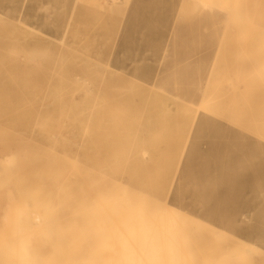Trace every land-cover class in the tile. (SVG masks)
Segmentation results:
<instances>
[{"label":"rangeland","instance_id":"1","mask_svg":"<svg viewBox=\"0 0 264 264\" xmlns=\"http://www.w3.org/2000/svg\"><path fill=\"white\" fill-rule=\"evenodd\" d=\"M223 15L224 11L218 6L205 5L200 0H119L117 2L113 0H0V82L2 78L4 79L2 81H7L1 82L2 85L0 84V97L4 93L3 89L10 91L9 93L14 91V85L11 83L12 81L10 82L11 79L9 81L5 79L13 71L11 69L6 71L4 68L8 70L12 67L15 70L14 67L16 68L17 65L14 66L13 63H19L16 52L21 49H32V84H45L46 82L52 84L56 78L57 84L59 80H62L60 82L63 83V81H69L68 78H70L71 81L69 82L73 80L83 83V89L86 94L90 92L89 95L93 93L88 89L91 85L95 87L97 83L101 84L109 99L105 94L101 95L103 98L99 97L98 102H96L102 109H96H99L97 115H100L99 111L102 113L101 115L104 113L103 118L109 122L108 125L111 120L116 118L119 120V125L116 124V127L112 125L109 129L98 127L93 131L96 135L92 130L89 131L90 133L88 132L89 135H95L93 137L90 135V141L94 140L98 147L100 145V150H103L102 153L99 150V155L93 156L92 159L130 160L133 163L137 162V164L135 163L137 168H141L144 162H151L146 160L149 157H151L149 160L152 159V162L154 160L157 163L159 161L166 162L169 165L165 172L169 178L167 182L169 190L167 187L165 192H169L166 194L168 197L165 195V200L169 201V204L179 205L185 213L188 212V215L192 211L195 216L199 214L198 217L201 220L204 219V222H206L207 217L205 218V216L207 214L208 224L228 232L234 242L240 244L246 253L247 262L264 264V75L262 74L260 77L256 75L255 77L252 74L256 73L250 72L252 73L250 76L254 77L257 82L258 78H263L259 79L257 83L249 80L251 77H245L251 84H248V81L242 83L241 77L235 78L236 75L239 77L242 70H238V66H235L239 61L237 62L233 57V60L231 59L232 65L228 57L230 54H236L235 47L238 42L235 43L234 41L238 39V35L234 29L232 31L229 26H225L227 19ZM225 28L226 31L228 28L231 31L226 33ZM15 30L24 37L17 33V37H20L18 39L14 35ZM28 34L31 35L28 36ZM219 38L221 40L218 42ZM218 43H220L219 48L217 47ZM22 45L23 48L29 45L30 49L28 46L26 49L20 48ZM75 48H79V51ZM14 53L15 55H13ZM35 55L37 56L35 57ZM8 56H13L14 58L11 57L13 60ZM46 56L52 58L48 59ZM38 57L39 60H37ZM8 62H10V67H8ZM252 62L251 60L250 67ZM229 63V69H226ZM32 66L35 69H32ZM81 66H83V72ZM219 67L226 71L221 73ZM236 68L238 71L235 70ZM230 69L235 73L241 70V73L235 74ZM263 70L262 72H264ZM84 71L87 72L84 73ZM215 71L217 74L214 73ZM54 72L57 73L54 74ZM245 72L241 74L242 78L250 74ZM208 73H211V77L215 78H212L214 81L216 79L218 81L211 82ZM220 76L222 77L221 82L219 81ZM84 78L87 79V82ZM227 78H231L229 79L231 84L228 83ZM233 78L234 80H232ZM208 82L212 85L220 83L219 87H215L217 91L219 89V92H215V88L209 86ZM244 83L245 85H242ZM4 84L11 90L5 89ZM84 84H87L88 87H85ZM119 85H122L123 88ZM207 85L210 87L208 89L211 90V99H209L208 92L205 94L208 90H204ZM233 85L234 87L237 85L235 90H233ZM246 85V94L250 96L245 95V87L243 88V86ZM248 85L250 88L253 85L252 90L250 88L248 90ZM178 89L179 91H177ZM78 90L80 93L76 91V96L82 97V90ZM248 91L251 92L248 93ZM129 92L132 95H129ZM220 93L221 96L226 93L225 98L220 97ZM239 94H244L243 98L248 97L245 99L249 103H246L247 100L245 99L243 102L242 95L240 97ZM183 96L184 98H182ZM111 97L113 98L111 99ZM177 97L182 101L177 100ZM227 97L233 103H230ZM213 100L214 102L211 103ZM251 101H253V105ZM106 102L113 104L114 109L118 105L120 107L126 106L128 109L113 115H106V113L117 110L111 108L110 104L106 105L105 108ZM254 102H257L258 106ZM250 103L251 110L248 108ZM115 104L117 105L114 107ZM198 105L201 108H198ZM226 107H228L227 109L231 108V111L237 109L234 111L237 114L241 112L242 116L240 115L239 121H237L241 126L236 121L235 123L230 121L238 119L235 118L236 116H232L234 112L229 113L230 109L224 111ZM244 107L247 108L248 113L252 111V115L250 113L245 114ZM104 108L106 111H103ZM165 109L167 110L164 112ZM207 109H211L210 111L213 109V112L209 113ZM219 109L220 111H218ZM194 117L195 121L193 120ZM246 120L247 123H245ZM255 120L258 121L256 123L261 121L258 128L254 123ZM242 121L245 122L242 123ZM104 124L106 125V123ZM247 124L250 130L247 129L248 127L245 128ZM101 129L104 132H101ZM251 129L255 131L253 132ZM106 131L107 133H105ZM124 146L125 151L128 149V154L122 150ZM106 147L107 149H105ZM113 147L118 148L114 149ZM120 150H122L121 157L117 155L110 157L112 151L120 153ZM123 154L127 155L124 157ZM142 157H145V160ZM179 160L181 161L179 162ZM178 185L182 186L179 188ZM187 185L192 187L187 190ZM174 195L178 196L174 197ZM192 198L194 199L192 200ZM203 206L208 209L204 210Z\"/></svg>","mask_w":264,"mask_h":264},{"label":"bare ground","instance_id":"2","mask_svg":"<svg viewBox=\"0 0 264 264\" xmlns=\"http://www.w3.org/2000/svg\"><path fill=\"white\" fill-rule=\"evenodd\" d=\"M113 1L117 2L119 0ZM200 1L209 6L216 5V7L218 6L224 11L223 16L227 19L225 26H229L232 31L234 29L239 39L238 41L236 38L237 40L234 41L235 43L238 42L235 47L236 54H230L229 57L228 55L227 57L230 63L233 57L237 62L239 61L238 64L240 66L238 64L235 66H238V70L241 69L242 73L244 71H246V74L250 72L256 73H250L248 74L249 76L243 77H251L249 80L257 82L254 80V77L252 78L250 75H255V77L256 75L258 77L262 76V74L264 75V72H262V69H264V0ZM226 28L223 30L226 31ZM229 28L228 31L230 32L231 30ZM16 31L17 30H15V32ZM228 31H226V33ZM17 33L18 32L14 35ZM232 34L234 33L232 32ZM18 35L23 36L20 33H18ZM30 35L28 34V36ZM17 38L19 39L20 37ZM221 39L219 38L218 42ZM18 43L20 42L18 41ZM219 44L220 43H218L217 47ZM27 46L30 49V46ZM26 47L23 48L22 45L20 48L26 49ZM75 49L78 50L79 48ZM31 50L32 49H21L16 52V58L19 63L16 64L15 62L14 64L12 61L14 66L17 65L16 68L13 66L15 70H13L12 67L8 68L10 67V62L7 63L8 70L4 68L6 64L3 67L6 71H10V69L13 71L12 74L8 75L10 78L8 77L5 79L8 81L11 79L10 82L12 81L11 83L14 85H12L14 91L12 90L13 92L11 91L12 93H9L10 91L3 89L4 93L0 97V264H252L247 262L245 251H243L238 242H234V239L229 236L230 234H228V232L221 231L212 224L211 226L207 223V214L205 216V218L207 217L206 222H204V219L201 220V218L198 217L199 214L195 216L192 211L191 214L188 215V212L185 213L179 205L169 204V201L167 202L165 200V195L169 192H165L167 191V187L169 190V186H167L169 178L165 173L169 165H167L166 162L159 161V163H157V161L154 162L155 160L152 162V159L149 160L151 157H149V159L146 160L151 162H144L141 168H137L135 166L137 162L133 163L130 162V160L120 159L121 161H119L117 159L107 160L108 158H106L105 161L97 160L96 158L92 159L100 150V145L98 147L94 140L90 141L91 136L93 137L96 135L93 132L94 129L96 130L98 127L109 129L110 126L115 125L116 127V124L119 123V120L115 118V120H111L108 125L107 123L109 122H106L105 118H103V116H105L104 113L101 115L102 113L99 111L100 115H97L99 109H96H102L97 105L99 97L106 93L103 90L104 88H102L103 86L99 83H97L95 87L92 85L91 87L89 86L91 88H88L89 91L91 90V92H93L92 95H89L91 93L87 91L89 93L86 94L83 89L84 86H82L83 83L73 80V83L69 82L71 81L70 78H68L69 81H63V83L60 82L62 80H59V78V83L57 84L55 82L57 78L53 81L55 84L47 82L45 84H32ZM8 52L12 53L10 51ZM13 55H15V53ZM55 55L57 56V54ZM36 56L37 55H35V57ZM9 57L14 58L13 56H8V58ZM52 57H54V55ZM12 58L11 60H13ZM47 58L50 59L49 56ZM7 60L9 61V59ZM37 60H39V57ZM52 60L54 61L55 59L53 58ZM225 60L227 61V58ZM251 60L253 62L250 67ZM53 61L52 63H54ZM230 63L228 64V68H226L227 66L224 68L229 69ZM231 64L233 65V63ZM35 67L32 66V69H35ZM82 67L83 66H81V70ZM219 68L221 69V73L226 71L221 67ZM42 69L44 68L42 67ZM83 69L86 70L87 68ZM231 69L230 71L233 72ZM235 70H237V68ZM241 70L239 71L240 73ZM237 71L233 73H239ZM85 72L87 71H84V73ZM55 73L57 72H54V74ZM214 73H216V71ZM7 74H9V72H7ZM90 74L92 73L90 72ZM210 74L208 73V75ZM241 74L239 77L236 75L235 78L241 77L240 81H242V83L247 82L248 80L242 78ZM111 75L113 76V73ZM232 76L235 75L233 74ZM209 77H211V75ZM212 78L214 77H211V82L214 81ZM261 78L257 79L258 82ZM2 79L1 82H4ZM43 79H45V77ZM221 79L222 77L219 81ZM84 80L87 82V79L84 78ZM232 80H234V78ZM1 82L0 84L2 85L3 83ZM249 82L250 81H248V84H251ZM228 83L231 84V81L229 80ZM110 84L112 85V83ZM208 85L217 88L220 83L218 85L209 83ZM208 85L207 87L205 86L206 89L204 90L210 88ZM242 85H245V83ZM86 86L87 84L85 87ZM252 86L250 88V85H248V90H252ZM236 87H234L233 90H235ZM244 87L245 95L248 96L249 94H246L247 85L243 86V88ZM216 88L214 89L215 92H219V89L217 91ZM5 89H10V87H6ZM78 89L82 90V97L79 95L76 96L75 92H79ZM100 90L103 91L100 92ZM208 90L205 94L208 92L210 97L211 90ZM240 90L243 91L244 89ZM177 91H179V89ZM249 92L251 91H248V93ZM217 94L218 93H216V95ZM129 95L132 94L130 93ZM222 95L223 96H221V93L219 94L220 97H224L226 93ZM241 95L242 100L245 98L248 99V97L243 98L244 94ZM107 96L108 95H106V97ZM112 98L113 97H111V99ZM174 98L176 99V97ZM182 98H184V96ZM227 98L229 101V97ZM209 99H211V97ZM177 100L182 101L179 97H177ZM214 100L211 103H213ZM249 100H251L250 97ZM91 101L95 103L93 104ZM253 101H251L252 105ZM131 102L133 101L131 100ZM229 102L231 103L232 101ZM246 103H249L248 100ZM256 103L257 102H254V104ZM108 104L113 108V104ZM108 104L106 102L104 107L106 108ZM204 104L203 101V106ZM116 105L117 104H115L114 107ZM192 105L194 106V104ZM248 106L249 110H251V103L248 104ZM117 107L120 106L118 105ZM117 107L115 108L117 109L115 112L111 111V113H106V115H113L128 109L126 106H121L119 109ZM105 108L103 111H106ZM198 108L201 107L199 106ZM227 108L228 107L225 109L223 108L224 111H228L229 109V113L235 110L237 111V109H235L236 107L234 108L235 110L232 111L231 108ZM246 109L247 108L244 110ZM166 110L167 109H165L164 112ZM208 110L209 109H207V112ZM210 110L209 113L213 112V109L212 111ZM238 110L242 111L240 109ZM218 111H220V109ZM247 111L248 110H246L245 114L248 113ZM240 113L237 114L234 112V115L232 114V116H236L235 118L238 120L228 119L235 123V121H239ZM249 113L251 114L252 111H249ZM253 118L255 119V117ZM194 119L195 117L193 120ZM247 120L244 122L247 123ZM248 121L250 122V120ZM244 122L242 121V123ZM256 122L258 121L255 120L254 123ZM104 123H106V125ZM238 123L239 122H237V124ZM260 123L261 121L255 124L256 128H258ZM246 127L250 130L248 124L245 128ZM260 128H263V126H260ZM90 130H92L95 135L90 134V136L88 134ZM101 132L104 131L101 129ZM105 133H107V131ZM261 133H263V131H261ZM258 137L260 138V136ZM186 140H188L187 137ZM104 144H106L105 141ZM184 145L186 146V144ZM105 149H107V147ZM120 149L122 148L120 147ZM122 150L128 154V149L125 151V146ZM122 150L119 151L120 153L112 151L113 153L110 157L115 155L121 157L120 154ZM131 153L135 155V153ZM127 154H123L124 157ZM140 156L141 154L139 157ZM142 158L145 160V157ZM180 161L181 160H179V162ZM177 166L179 165L177 164ZM181 186L178 185L179 188ZM189 187L192 186L189 185ZM189 187L186 189L189 190ZM176 191L178 192V190ZM166 196L168 197V195ZM175 196L178 195H174V197ZM193 199L194 198H192V200ZM191 201L190 203H192ZM203 208L204 210L208 209L205 208V206H203ZM191 215L199 219L193 216L191 217ZM201 221H203L202 223L204 224H202Z\"/></svg>","mask_w":264,"mask_h":264}]
</instances>
